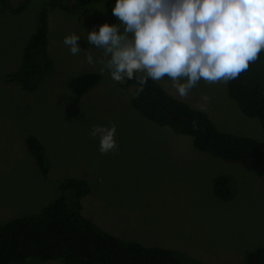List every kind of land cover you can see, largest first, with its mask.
<instances>
[{"label": "rangeland", "instance_id": "obj_1", "mask_svg": "<svg viewBox=\"0 0 264 264\" xmlns=\"http://www.w3.org/2000/svg\"><path fill=\"white\" fill-rule=\"evenodd\" d=\"M21 0H11L18 4ZM43 0H32L22 13L0 15V223L31 214L60 195L66 178L88 181L82 214L103 231L182 251L204 264H243L246 253L264 246V181L238 163L197 150L192 137L177 134L143 116L130 103L134 88L115 82L99 61L103 54L86 40L112 15L115 2L101 0L81 12L48 7L49 55L53 70L37 89H23L8 74L18 69L23 46L33 34ZM80 36L82 51L71 55L65 36ZM91 53L97 61L86 62ZM100 72L102 79L78 95L68 85L80 73ZM169 93L201 109L227 132L264 138L258 118L242 113L227 84L203 81L181 98L168 80ZM207 95L210 101L202 97ZM116 126L117 148L101 154L93 126ZM36 135L45 148L49 171L39 170L25 139ZM235 181L231 200L219 198L214 179ZM153 242V243H150ZM12 264H63L30 258Z\"/></svg>", "mask_w": 264, "mask_h": 264}, {"label": "trees", "instance_id": "obj_2", "mask_svg": "<svg viewBox=\"0 0 264 264\" xmlns=\"http://www.w3.org/2000/svg\"><path fill=\"white\" fill-rule=\"evenodd\" d=\"M32 0H0V15L22 13ZM101 0H43L33 34L23 46L18 69L8 74L23 89L34 91L53 70L49 55L48 7L57 5L70 12H81ZM109 5L115 0H104ZM102 79L100 72L87 71L73 76L68 85L82 95ZM123 88H134L131 105L143 116L175 133L192 137L194 147L238 163L260 175L264 181V138L258 139L220 130L207 112L169 93L160 83L148 80L141 89L135 79H126ZM230 98L248 117L258 118L264 130V50L250 69L227 84ZM27 150L43 175L49 162L40 139L26 136ZM60 195L38 211L0 223V264H12L30 258L41 261L59 259L63 264H204L186 253L171 248L123 240L98 228L82 214V199L89 192L86 179L70 177L58 185ZM215 194L231 200L236 194L235 181L228 175L214 179ZM243 264H264V246L246 253Z\"/></svg>", "mask_w": 264, "mask_h": 264}, {"label": "clouds", "instance_id": "obj_3", "mask_svg": "<svg viewBox=\"0 0 264 264\" xmlns=\"http://www.w3.org/2000/svg\"><path fill=\"white\" fill-rule=\"evenodd\" d=\"M112 15L117 24L103 23L86 40L103 54L102 73L118 83L135 79L141 89L149 79L168 80L186 98L201 81L238 79L264 50V0H115ZM79 39L65 36L71 55L82 51ZM86 62L97 61L89 52ZM115 132V124L93 126L101 154L118 147Z\"/></svg>", "mask_w": 264, "mask_h": 264}, {"label": "crops", "instance_id": "obj_4", "mask_svg": "<svg viewBox=\"0 0 264 264\" xmlns=\"http://www.w3.org/2000/svg\"><path fill=\"white\" fill-rule=\"evenodd\" d=\"M150 243H153V242H150Z\"/></svg>", "mask_w": 264, "mask_h": 264}]
</instances>
